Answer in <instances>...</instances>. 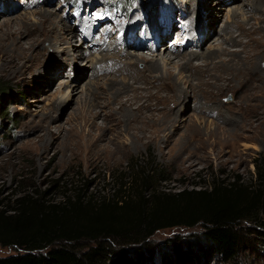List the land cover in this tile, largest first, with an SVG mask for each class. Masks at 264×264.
I'll use <instances>...</instances> for the list:
<instances>
[{
    "label": "rangeland",
    "instance_id": "obj_1",
    "mask_svg": "<svg viewBox=\"0 0 264 264\" xmlns=\"http://www.w3.org/2000/svg\"><path fill=\"white\" fill-rule=\"evenodd\" d=\"M139 4L145 14H139ZM263 4L256 10L250 0H0V213L12 214V201L22 197L63 202L75 193V186L81 187L83 199L110 198L117 178L129 174L133 164L155 174L153 187L165 194L208 190L213 182L227 183L234 178L242 184H253L255 167L264 161V119L255 133L254 129L243 132V138L208 137L210 131L238 128L245 122L240 109L245 102V90L231 76L228 88L207 89L205 93V87L200 88L195 80L189 87L183 83L185 75H191L189 71L181 76L179 68L166 66L178 78L179 88L150 89L152 97L146 100L150 107L143 113L150 117V130L165 128L169 139L161 133L145 139L141 130L130 131V125L141 127L134 121L136 115L133 119L124 111L118 113L117 124L107 121L104 112L108 107L117 108V101L127 100L120 95V88L114 87L116 84H131L135 76L165 75V69L151 73L142 61L135 65V59L128 54L139 55L143 60L171 58L178 63L183 56L193 53L198 58L192 62L204 64L202 55L216 49L240 51V47L228 45L222 39L228 40L231 35L238 38L239 28L234 22L247 25L254 17L263 20ZM47 12L53 15L57 28L67 29L42 39L39 31ZM179 12L187 18V26L195 23L201 33L203 26L208 30L206 40L200 39L201 46L178 51L172 45L162 49L161 42L155 52L149 46L137 47L135 40L141 31L137 25L145 24L147 30L164 14L178 17ZM33 37H37V45L29 43ZM170 37L173 33L163 40ZM66 43L75 47L85 44L65 56ZM23 48L29 50L26 58L21 59ZM10 65L11 69L7 68ZM256 69L261 73L257 85L261 92L252 93L260 96L264 112V57L258 58ZM61 87L64 92H60ZM190 87L196 89L193 98ZM85 94L90 114L101 111L97 117L88 115L93 117V128L79 111ZM254 103L251 101L250 105ZM199 106L204 109L202 113ZM229 119L233 121L227 123ZM47 127L53 137L47 135ZM195 128L201 136L190 135ZM242 128L243 125L236 129L238 136ZM55 139L58 140L52 142ZM201 231L200 226L163 230L139 246H119L116 240L111 243L116 249L143 248L141 259L145 262L133 260V264H229L200 239ZM88 244L82 242L79 247ZM180 245L184 247L180 251L181 261L174 258L172 250ZM16 254L19 253L13 248L0 247V258ZM234 264H264V240L250 237Z\"/></svg>",
    "mask_w": 264,
    "mask_h": 264
},
{
    "label": "trees",
    "instance_id": "obj_2",
    "mask_svg": "<svg viewBox=\"0 0 264 264\" xmlns=\"http://www.w3.org/2000/svg\"><path fill=\"white\" fill-rule=\"evenodd\" d=\"M255 169L253 184L218 180L208 190L171 195L153 187L155 174L133 164L131 175L117 178L110 198L83 199L75 186L59 203L13 200L12 214L0 213V247L19 254L0 258V264L145 262L143 248L116 249L111 242L139 246L155 232L196 226L208 248L234 264L250 237L264 240V161ZM82 242L90 244L79 247ZM183 249L173 247L174 258L181 261Z\"/></svg>",
    "mask_w": 264,
    "mask_h": 264
},
{
    "label": "bare ground",
    "instance_id": "obj_3",
    "mask_svg": "<svg viewBox=\"0 0 264 264\" xmlns=\"http://www.w3.org/2000/svg\"><path fill=\"white\" fill-rule=\"evenodd\" d=\"M250 1L253 2V4L256 7V10H260L259 4L264 3V0H250ZM220 5H221V3H220ZM247 8H248V6H247ZM251 10H253V8ZM262 11H263V14L261 17L263 18V20H261L260 18H258V20H257L254 17L251 20L252 22L247 23V25L234 22L235 25H237L236 27L239 28L238 38H240V37L245 38L246 39L245 42L241 41V39L235 38L232 35L229 37L228 40L222 39L224 42H226V43L228 42L227 43L228 45H234V46L240 47V51H235V50L231 51V50H228L226 48H220L219 50L216 49L215 51H212L211 53L202 55L201 59L203 60L202 62L204 64H194V62H192V61H194L196 58H198V55L193 54V53L192 54H186L185 56H183L182 60H179V62H182L181 64H179V62L178 63L175 62L174 61L175 59H171V58L166 59L164 57L163 58L161 57V58H159V60H152V59L143 60L142 57H140L139 55L127 53L129 57H131L133 60L135 59V61H134L135 65L139 63L138 61H142L144 64L147 65L146 69H149V71L151 73H155V72L160 73L161 69H165V75L160 76V77H153L152 75H146L144 78H137L135 76V77H133L131 84L127 81H123L122 82L123 84H121V86L116 84L114 87H119L120 88L119 91L121 92L120 95H122V96L125 95V97H127V100L125 102H123L121 100L117 101L116 102L117 108L108 107L107 110L104 112V115H105L104 118L106 117L107 121L111 120L112 123L119 124L120 119L117 118L118 113H123V111H124L126 114L133 116L132 117L133 119H134V116L136 115L137 119H134V121L136 124L141 125L140 128L136 127L135 125H130L129 130L132 131L133 133H137L139 130H141V133L145 136V139H148L152 136H156V134L159 135L161 133L164 136L166 135L165 136L166 139H169L171 136L168 133V131L167 132L165 131V128H161V129L154 131V132L150 130L149 124L147 123V121L150 120V117L144 115L143 111H145V110L147 111L150 107L149 102L146 101V100H149L148 98L152 97V95L150 94V91H149L150 89H154L156 91H160V90L177 91V89L179 88L178 78H175L173 76V74L170 71V68H166V66L174 65L177 68H179V75H181V76L183 74H186L188 71L190 72V74H191L190 76L185 75V77L183 78L184 79L183 83H185V84L187 83V85L189 87V83H191V81L195 80L197 82V85L200 88L205 87V93L208 91L207 89L214 88V89H217L218 91H222L225 88H228L229 76H231V78L233 80H236L237 83L240 85V87L243 90H245L244 91L245 92V96H244L245 102L242 103L241 108H240L241 114L243 115V116L242 115L241 116L243 117V120H245V122L242 124L243 128L241 131V136L237 135V130H239L242 127V125L238 128H230L227 130L222 129V130H218V131H210L208 133V137L214 138V139L215 138L219 139V138H224V137H231V138L239 139V138H243L242 137L243 132L249 133L252 129H254L253 133H255L254 132L255 129H257L261 125L260 123L263 122V119H264V112L262 109L263 105L261 104L262 102L260 101V96L259 95L256 96V93H252V91H254V90H256V92H258V91L261 92L260 86H257L261 80V73H260V70L256 69V65L258 63V58L264 57V22H263L264 21V9H262ZM55 18H56V16H55ZM24 20H25V18H24ZM54 20L55 19H54L53 15H51V13L48 14V12H47L44 15V20L41 23V26H40L41 29L39 31L40 35L42 36V39H48V37L52 33H54L55 35L56 34L60 35L61 33H63L67 29V27H64V26L57 28ZM44 22H45V24H44ZM231 22H232V20H231ZM249 22H250V20H249ZM235 29H237V28H235ZM203 30L204 29H202V33L200 35L201 38L199 36L198 38L193 39L192 43L189 42L190 45L187 44L184 47V48H186V50L189 51V49L192 47V44L195 45L196 42H199V43L194 48L201 46L202 43H201L200 39H203V42H204L207 38L206 34L208 31V30L205 31L204 36H203L202 35ZM227 30H228V28L226 27L225 31H227ZM76 33L80 34V30L77 29ZM226 33H228V32H226ZM81 35H84V34L81 32ZM36 38L33 37V39H31L29 41V43H32L33 45L34 44L37 45V43L39 41H37ZM84 38L86 40V37H84ZM163 39H165V37L158 36L156 38L157 42H155L153 45H156V47L158 48V45L161 42H165V40H163ZM176 41H177V39H176ZM86 42H88V40ZM150 42H152V39H150ZM150 42H149V44H151ZM84 44L85 43H82L79 46L76 44V47H75V45H73L71 43H66L67 47L63 50V54L65 56H70V52L74 48H76L78 50ZM133 47L135 48V46H133ZM137 47H139V45ZM28 50L29 49H24V48L22 49L23 52H22L21 59L24 57L26 58V56L28 54ZM155 51H156V49H155ZM239 53L240 54L243 53L242 54L243 56H240ZM228 55H229V57L233 56V58H230V59L229 58L228 59L222 58V57H227ZM160 61H161V63H160ZM10 67H11V65L8 66L7 68H10ZM128 70H130L129 74L132 75L131 68H128ZM21 71H24V69H22ZM112 82H114V81H112ZM192 84H193V82H192ZM61 86H64V85H61ZM65 86L67 87L68 85H65ZM61 88L62 89L60 90V92H64V88L63 87H61ZM195 91H196L195 87H190L189 92H191V93H189V94H190L191 98L195 97V95H194ZM72 92H73V94L77 93L76 90L75 91L73 90ZM69 96H70V94H69ZM69 96H67V98H69ZM86 96H87V94H85V96H83L81 99L79 111H80L81 117L85 116L90 120L91 126L93 128L94 123H93L92 119H93V117L99 116L101 111L97 112L95 115H91L90 110L86 109V103L88 102L86 100L87 99ZM207 96L211 99V97L209 95H207ZM251 101L255 102L254 105H252V104L250 105ZM154 107H155V105H154ZM93 108H95V107H93ZM156 109H157V107H156ZM198 109L201 111V113L204 110L200 106L198 107ZM150 110H152V109H150ZM168 110H167V112H168ZM151 113H149V114H151ZM89 114H90V116H93V117L89 118L88 117ZM146 114H148V113H146ZM167 115H168V113H167ZM166 118H170V116H166ZM81 120H83V119L81 118ZM226 121H227V123H230L233 120L229 119ZM45 131H47V135H51L53 137V135L51 133L52 131L48 127L45 129ZM200 134H201V132L199 131L198 128H195L192 131H190L191 136H199ZM248 138H246V139H248ZM56 140H58V139H55L52 142H55ZM51 145H52V143H51Z\"/></svg>",
    "mask_w": 264,
    "mask_h": 264
}]
</instances>
